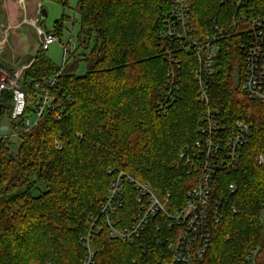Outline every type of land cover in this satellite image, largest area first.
<instances>
[{
  "label": "trees",
  "instance_id": "trees-1",
  "mask_svg": "<svg viewBox=\"0 0 264 264\" xmlns=\"http://www.w3.org/2000/svg\"><path fill=\"white\" fill-rule=\"evenodd\" d=\"M254 1L264 9V0ZM190 2L199 41L213 32L214 24L228 27L234 20L235 11L227 10L221 0ZM173 4L174 0H77V40L80 49L92 53L84 61L72 56L62 70L58 91L53 90L56 109L25 131L39 93L35 83L60 70L44 51L33 59L22 80L26 111L13 121L20 138L17 154L0 141V264H81L80 238L90 232L92 216L99 214L114 176L110 170L126 171L180 202L194 186V177L178 163V155L183 146L202 138L195 57L184 59L180 100L165 116L157 110L167 70L157 43ZM68 21L64 16L52 33L62 39ZM245 28L239 26L221 42L211 97L229 125L244 117L252 137L238 169L216 176L218 193L227 194L237 213L227 215L214 229L202 264H242L251 250L258 251V264H264V169L258 164L264 155V102L251 101L240 89L245 57L239 44ZM82 62L86 73L78 76ZM10 100L9 94L0 99L5 110ZM231 184L236 188L233 194L228 192ZM91 243L95 264H154L153 257H142L139 243L111 239L106 229H92Z\"/></svg>",
  "mask_w": 264,
  "mask_h": 264
},
{
  "label": "built area",
  "instance_id": "built-area-1",
  "mask_svg": "<svg viewBox=\"0 0 264 264\" xmlns=\"http://www.w3.org/2000/svg\"><path fill=\"white\" fill-rule=\"evenodd\" d=\"M17 1L24 17L16 25L1 24L0 56L10 31L24 26L36 31L41 51H48L58 43L63 52L60 70L54 76L35 83L39 93L33 108L34 119L31 116L25 120V131H29L56 109L53 90L58 91L55 88L60 82L62 70L70 63L79 46L74 39L63 44L61 38L41 27V5L36 10L37 18H29L28 0ZM254 3V0H221V5L227 10L235 11L233 22L228 27L214 24L213 32L205 40L199 41L192 27L190 0H174L157 43L159 53L167 63L166 86L157 110L161 116H165L180 100L184 89V59L195 57L198 61L194 75L196 101L203 106L199 126L202 138L193 145L183 146L178 155V163L187 169L188 175L194 177V186L180 202L171 193L160 194L149 183L136 179L126 171L110 170L114 176L100 204L99 214L93 218L90 232L80 238L84 248L81 264H95L92 229H106L109 238L128 245L139 243L142 257H153L154 264H202L210 250L214 229L227 215L237 213L235 207L229 206L227 194L218 193L216 176L238 169L242 150L249 144L252 131L244 117L231 125L223 120L220 111L213 106L212 77L222 40L229 32L238 31L239 26L244 25V38L239 44L245 57L240 89L251 101L264 102V9ZM32 63L33 60L15 74L0 66V99L5 94L10 95L12 121L24 117L26 95L22 80ZM61 119L60 116L56 117L57 121ZM56 149L62 150L60 143ZM258 164L264 169V155L258 157ZM235 190V185L231 184L228 192L233 194ZM242 264H258V251L251 250Z\"/></svg>",
  "mask_w": 264,
  "mask_h": 264
},
{
  "label": "rangeland",
  "instance_id": "rangeland-1",
  "mask_svg": "<svg viewBox=\"0 0 264 264\" xmlns=\"http://www.w3.org/2000/svg\"><path fill=\"white\" fill-rule=\"evenodd\" d=\"M27 4L30 8L29 18H37L36 10L39 5L42 6L43 11L47 13L46 18L41 17V27L46 32H54L56 23L64 16L69 17L70 21L65 24L62 41L66 44L70 39L75 41L80 34V19L76 15L77 0H67V5H63V0H28ZM24 14L17 0H10L9 8L5 2L0 6V31L1 24L12 25L21 23ZM5 22H4V21ZM0 39L1 36H0ZM78 42V40H77ZM78 51L73 55L76 59L84 61L92 53V50L84 51L80 49L78 43ZM40 50L39 38L36 31L30 26H24L21 29L11 30L7 39V43L0 58V64L10 73L16 72L21 66L28 64L34 59ZM45 56L51 61L53 66L60 68L63 62V52L60 44H54L48 51L44 52ZM86 73V65L84 62L80 63L77 70L78 76H84ZM11 106L6 107L5 113L0 118V141L6 142V148L11 150L15 156L20 144V138L14 130V122L10 118ZM34 119V117L32 116ZM9 137V138H6ZM177 164V163H176ZM179 166V165H176ZM94 216H92L91 222ZM100 231V230H99Z\"/></svg>",
  "mask_w": 264,
  "mask_h": 264
},
{
  "label": "crops",
  "instance_id": "crops-1",
  "mask_svg": "<svg viewBox=\"0 0 264 264\" xmlns=\"http://www.w3.org/2000/svg\"><path fill=\"white\" fill-rule=\"evenodd\" d=\"M4 2H5V4H6V6L9 8V6H10V0H0V6H1V7H2V5H3ZM29 10H30V8H29ZM10 24H11V21H10ZM11 25H12V24H11ZM0 58H1V56H0ZM32 60H33V59H32ZM32 60H31L30 62H32ZM30 62H29V63H30ZM29 63H28V64H29ZM28 64L23 65V66H27ZM0 66L3 68V65L0 64ZM23 66H21V67H23ZM21 67H20V68H21ZM20 68H19V69H20ZM19 69H18L17 71H19ZM4 70H5V69H4ZM17 71H16V72H17ZM8 72H9V71H8ZM16 72H14L13 74H15ZM9 73H10V72H9ZM10 74H12V73H10Z\"/></svg>",
  "mask_w": 264,
  "mask_h": 264
},
{
  "label": "water",
  "instance_id": "water-1",
  "mask_svg": "<svg viewBox=\"0 0 264 264\" xmlns=\"http://www.w3.org/2000/svg\"><path fill=\"white\" fill-rule=\"evenodd\" d=\"M46 16H47V13L43 11V17L46 18ZM4 111H5V107L2 104H0V118L2 117Z\"/></svg>",
  "mask_w": 264,
  "mask_h": 264
}]
</instances>
